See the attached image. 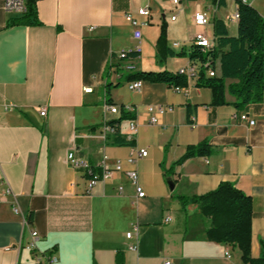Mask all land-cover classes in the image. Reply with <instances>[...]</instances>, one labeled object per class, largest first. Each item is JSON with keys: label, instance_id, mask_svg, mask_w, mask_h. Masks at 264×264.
Wrapping results in <instances>:
<instances>
[{"label": "crops", "instance_id": "1", "mask_svg": "<svg viewBox=\"0 0 264 264\" xmlns=\"http://www.w3.org/2000/svg\"><path fill=\"white\" fill-rule=\"evenodd\" d=\"M223 1L219 7L217 0H36L37 25L8 26L22 15L5 12L0 0V264H46L51 257L53 264H240L235 248L206 239L207 220L196 206L180 203L223 182L251 198L250 257H258L264 244V87L261 102L238 107L226 91L236 83L230 79L223 81L222 106H213L211 91L191 79L180 93L147 81L130 92L124 75L111 74L112 85L104 89L107 66L135 44L126 15L146 23L136 71L174 73L187 65L195 34L213 38L215 19L236 34L235 0ZM242 1L264 18V0ZM143 7L147 17L137 14ZM197 11L206 15L205 26L193 24ZM160 36L163 48L186 55L157 64ZM121 107L134 116L118 126L132 146L113 144V133L104 130ZM241 114L254 123L239 121ZM152 115L156 124L149 122ZM203 142L212 153L177 163L188 147ZM137 149L147 156L128 163ZM69 152L94 167L120 163L121 171L88 189L82 173L68 166ZM133 170L141 198L127 175Z\"/></svg>", "mask_w": 264, "mask_h": 264}, {"label": "trees", "instance_id": "2", "mask_svg": "<svg viewBox=\"0 0 264 264\" xmlns=\"http://www.w3.org/2000/svg\"><path fill=\"white\" fill-rule=\"evenodd\" d=\"M36 0H25L26 11L18 19L12 21L8 26L37 25L35 11ZM217 5L223 6V0H217ZM235 7L238 14L236 22V34L230 36L226 25L221 19H215L212 25L213 47L204 54L198 47L190 45L188 59L190 61L204 62L209 60L212 69L216 72L214 63L218 66V73L215 76H201L195 80V85L201 88H207L211 91V104L213 106L225 105L224 101V80H236V83L230 84L226 91L236 99L235 106H244L249 103H259L262 101V90L264 87V43L263 28L264 18L251 6L245 4L242 0H235ZM160 36L157 44L159 57L157 64H161L166 58L180 57L186 55L183 50L178 53L172 52L168 48H163ZM128 56L137 57L139 55L130 54ZM119 61L116 64L107 66V77L104 89L106 92L110 87V70L120 71ZM124 75L125 81L139 80L150 83H161L167 87L183 88L187 86V79L177 72L166 71L144 72L135 71ZM121 75V76H122ZM119 83L115 84L118 85ZM189 116V110L186 111ZM134 116L123 110H119V116L116 119L108 121L106 124L113 129V144L118 146H132V141L122 138L118 132V126L122 121L133 120ZM212 149L207 142H203L194 147H188L185 154L178 160L181 163L192 156H208ZM191 203L196 206L199 215L207 220L205 237L207 240L215 243H223L235 248L240 255V264H264V244H260V253L257 258L250 257V223L252 213V201L231 183H220L216 189L190 199H181L180 203L185 205ZM30 216H28V221Z\"/></svg>", "mask_w": 264, "mask_h": 264}, {"label": "built area", "instance_id": "3", "mask_svg": "<svg viewBox=\"0 0 264 264\" xmlns=\"http://www.w3.org/2000/svg\"><path fill=\"white\" fill-rule=\"evenodd\" d=\"M3 3V8L5 12L8 13H15L18 15H23L26 11V4L25 0H1ZM173 5L178 4L179 0H169ZM137 14L142 17H147L149 15V10L147 7H143L138 9ZM125 20L130 24L132 28V39L135 41L134 46L128 50V51H121L117 55V60L119 61V68L120 71L118 72H111V74H114L117 77H121V74H130L136 71V59L137 57H131L128 56L130 54H136L139 55L141 51L140 47V40H141V26L146 25V23H138L135 19H133L129 14L125 16ZM171 20H174V17L171 18ZM231 20L234 22H237L238 20V14L235 10L234 14L231 16ZM208 23L207 17L204 13L197 11L193 15V24L197 27L205 26ZM214 44L213 38L209 39L204 34L197 33L194 35L192 42L190 45H194L195 47H198L201 52L204 54L208 49L212 48ZM173 47H177V44H172ZM214 67H216V63L213 64ZM203 72V75L206 77H213L215 76V71L212 69L211 62L207 59L204 62L199 61H188L187 65L183 68H180L177 70V73L181 76H184L187 80L191 79L195 81L198 77L201 76V72ZM141 86V82L139 80L129 81L126 83L127 90L130 92H137L139 91ZM175 92L180 93L182 88L174 87L173 88ZM91 89H85V92H90ZM104 110L108 111L110 114H117V108L108 105L106 103L103 104ZM129 110V109H128ZM147 111L151 113L153 111L152 107H147ZM155 111L157 114L162 113V109L160 107L155 108ZM46 112V108H42L40 110V116H44ZM238 120L241 122H247L249 125H252L254 122L248 120L247 116L244 114L237 116ZM150 124H156L157 119L155 115H152L149 119ZM131 133L136 132V125L133 121L129 124ZM104 130L113 133V129L108 126L106 123L104 124ZM147 156V152L143 149H137L135 151H132L130 154V157L128 158L127 162L130 164L136 163L137 160L145 158ZM68 166L75 171H80L82 175L84 176L87 184V188H92L96 182L98 181H104L105 179L109 178L111 174L115 171H121V165L120 163H116L112 169H109L107 167H104L103 165L94 167L88 164L84 159L76 156L74 152H69L66 156ZM130 181L135 186V191L137 194V197L141 198L144 196V192L142 191L141 187L137 185V173L135 170L130 171L127 173ZM120 190V189H119ZM13 213L15 215L19 214L18 209L15 207L12 209ZM170 218L166 217L164 219V222H169ZM135 229L131 232L126 233L125 237L128 240L133 239L134 237ZM32 237L36 236V232L31 233ZM34 248L33 243H30L27 247V249L32 250ZM135 246H130L129 250L134 251ZM10 248H5V251H8ZM225 256L229 258V255L226 253ZM56 262V258L51 257L47 260L46 264H53ZM162 264H170L169 261H164Z\"/></svg>", "mask_w": 264, "mask_h": 264}, {"label": "rangeland", "instance_id": "4", "mask_svg": "<svg viewBox=\"0 0 264 264\" xmlns=\"http://www.w3.org/2000/svg\"><path fill=\"white\" fill-rule=\"evenodd\" d=\"M138 70H140V69L138 68ZM147 72H150V71H147Z\"/></svg>", "mask_w": 264, "mask_h": 264}]
</instances>
